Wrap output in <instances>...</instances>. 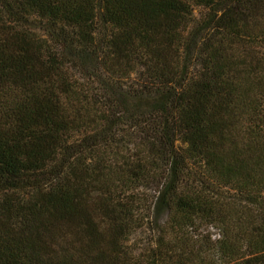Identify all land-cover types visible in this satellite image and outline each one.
I'll return each mask as SVG.
<instances>
[{
    "label": "trees",
    "instance_id": "trees-1",
    "mask_svg": "<svg viewBox=\"0 0 264 264\" xmlns=\"http://www.w3.org/2000/svg\"><path fill=\"white\" fill-rule=\"evenodd\" d=\"M154 114L187 145L149 197ZM0 264H264V0H0Z\"/></svg>",
    "mask_w": 264,
    "mask_h": 264
},
{
    "label": "rangeland",
    "instance_id": "rangeland-1",
    "mask_svg": "<svg viewBox=\"0 0 264 264\" xmlns=\"http://www.w3.org/2000/svg\"><path fill=\"white\" fill-rule=\"evenodd\" d=\"M136 64V69L127 78V83L136 88L159 86L158 82H153L149 78V70L147 69L148 62L141 54L140 56L138 54L136 55ZM196 65L193 63V67H196ZM154 115L143 120L138 119L136 122L129 124L130 130L128 133H125V137L121 140V148L124 155L129 156L134 161V165L142 173L141 176L132 178L129 183L131 186L137 185L138 189L147 193L149 197H152L157 192L163 177L168 172L167 169L171 161L170 148L179 149L180 146L186 147L187 145L174 131L172 122L164 130L162 121L157 119L158 114ZM165 133H169L170 137H166ZM170 141H173L172 145L169 144ZM187 169L184 165L181 170L183 174L181 173L182 175L180 176V187L182 188H186V186L192 185L195 182L192 177L187 176ZM138 208L142 209L145 213H149L150 200L147 203L140 201ZM215 221L208 219L205 223L206 225L198 230H196L197 225L186 226L185 231H188L190 239L201 238V233L204 232L211 233L212 237H219L220 227L217 221ZM137 237L142 238L141 247H144L148 242L149 244H155L156 241V235H154V230L149 222H145L141 230H139Z\"/></svg>",
    "mask_w": 264,
    "mask_h": 264
}]
</instances>
